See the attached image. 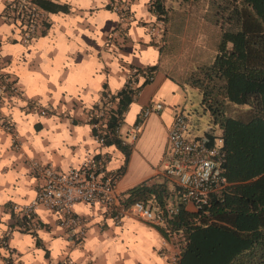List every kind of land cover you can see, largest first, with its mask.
<instances>
[{
  "label": "crops",
  "instance_id": "1",
  "mask_svg": "<svg viewBox=\"0 0 264 264\" xmlns=\"http://www.w3.org/2000/svg\"><path fill=\"white\" fill-rule=\"evenodd\" d=\"M45 1L43 28L23 42L4 19L5 0H0V86H5L0 87V237L6 226L17 221L10 205L32 200L41 180L29 170L31 158L64 169L77 165L87 151L104 153L106 168L120 171L115 186L122 195L142 180L163 179L166 131L174 113L181 110L182 90L188 86L185 79L197 65L189 56L191 45L185 46L188 17L176 24L165 0H160L165 25L159 36L148 31L154 19L149 7L152 0ZM149 65H155L153 78L139 87L118 127L119 136L129 145L124 161L123 152L113 143L94 141L86 114L104 98L113 100L109 94L123 86L130 68ZM102 91L106 95L101 99ZM150 99L161 101L163 107L149 114L130 140L125 131ZM42 108L49 113L41 114ZM2 121L14 126L15 141ZM73 208L88 219L83 239L76 242L56 223L53 212L37 206L38 225L29 231L13 230L10 235L13 261L171 264L174 244L155 225L133 216L114 224L83 202Z\"/></svg>",
  "mask_w": 264,
  "mask_h": 264
},
{
  "label": "trees",
  "instance_id": "2",
  "mask_svg": "<svg viewBox=\"0 0 264 264\" xmlns=\"http://www.w3.org/2000/svg\"><path fill=\"white\" fill-rule=\"evenodd\" d=\"M39 3L47 7L45 0ZM149 7L163 6L152 0ZM213 20L220 27L213 59L197 64L185 83L197 88L202 109L219 128L225 190L187 208L164 178L145 179L128 187L125 199L162 209L168 201L175 204L176 210L155 226L162 236L182 234L176 264H264V0H228L215 9ZM154 69L155 65L145 66V77L136 86L124 85L109 94L116 101L103 143L118 147L124 161L129 145L118 134L122 113ZM105 95L102 91L101 99ZM203 136L211 141L214 135L206 131Z\"/></svg>",
  "mask_w": 264,
  "mask_h": 264
},
{
  "label": "built area",
  "instance_id": "3",
  "mask_svg": "<svg viewBox=\"0 0 264 264\" xmlns=\"http://www.w3.org/2000/svg\"><path fill=\"white\" fill-rule=\"evenodd\" d=\"M149 1V6H151ZM120 9V8H119ZM164 8L152 9L153 22L148 31L159 36L165 25ZM121 10V9H120ZM47 10L42 7L39 0H5L3 17L12 25L15 32L23 42L32 40L43 28L47 19ZM121 18L125 19L122 11ZM130 68L123 86L134 87L141 82L145 75L141 70ZM152 80L153 73L147 75ZM138 79H140L138 81ZM17 91L14 85H10ZM4 88L2 84L0 86ZM116 99L104 98L97 106L90 108L86 114L87 122L92 127L93 139L98 144H104V137L109 133L106 122L110 108ZM163 103L159 100H148L138 112L135 121L125 131L130 140L136 138L141 124L151 113L160 111ZM41 114L49 113L40 109ZM9 130L15 141L14 126L10 122H1ZM187 116L178 110L172 116L166 131V148L164 151V165L162 175L167 180L170 189L177 194L178 202L196 205L205 202L209 195L221 196L227 185L222 175L224 154L221 149L222 138L214 135L211 141L202 135L187 137ZM121 142L127 144L124 138ZM104 153L93 154L86 152L77 165L64 169L56 168L51 162H44L34 158L29 159L28 167L32 173L37 174L41 180L38 183L32 200L24 204H11L10 209L16 215L17 221L6 226L0 237V264H19L13 261L14 254L9 244L13 230L29 231L38 225L35 208L42 206L54 213L56 223L68 231L76 242L83 239L86 231L87 216L74 210L73 205L83 202L93 207V213L102 218H109L114 224L120 223L124 216H133L151 225H160L164 215L176 210L175 204L168 201L162 209L160 206L143 202L141 200L125 199L119 193L115 183L120 171L108 169L105 166ZM91 213V214H93ZM90 214V215H91ZM177 237L174 244L171 264H176L177 257L184 238L180 232L168 233L164 238L171 240Z\"/></svg>",
  "mask_w": 264,
  "mask_h": 264
},
{
  "label": "rangeland",
  "instance_id": "4",
  "mask_svg": "<svg viewBox=\"0 0 264 264\" xmlns=\"http://www.w3.org/2000/svg\"><path fill=\"white\" fill-rule=\"evenodd\" d=\"M227 1L165 0L168 15L175 18L176 24H178L177 20L182 19V17H188L189 30L186 34L185 46L191 45L192 51L189 56H193L197 64L209 63L213 59L220 37V27L213 20V15L219 4H226ZM158 67L160 71H163L160 65ZM181 97L179 108L188 119L187 131L184 133L187 137L193 134L202 135L206 131L212 135L219 133L218 126L209 120L207 110H203L199 103L201 96L197 88L183 87ZM211 125H213V129H210ZM171 241L174 244L179 242L176 236Z\"/></svg>",
  "mask_w": 264,
  "mask_h": 264
}]
</instances>
